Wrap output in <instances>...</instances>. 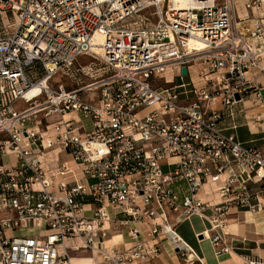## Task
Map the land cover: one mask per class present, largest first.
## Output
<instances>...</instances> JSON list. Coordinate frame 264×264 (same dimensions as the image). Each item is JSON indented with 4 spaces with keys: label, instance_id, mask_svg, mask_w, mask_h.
Listing matches in <instances>:
<instances>
[{
    "label": "built area",
    "instance_id": "obj_1",
    "mask_svg": "<svg viewBox=\"0 0 264 264\" xmlns=\"http://www.w3.org/2000/svg\"><path fill=\"white\" fill-rule=\"evenodd\" d=\"M196 2L0 0V264H59L68 250L151 264L163 241L181 264H205L180 222L206 208L222 229L232 207L264 216V135L246 144L219 125L245 96L263 102L246 74L264 61V22L239 29L235 0ZM196 59L217 76L185 81ZM202 234L229 250L224 232Z\"/></svg>",
    "mask_w": 264,
    "mask_h": 264
},
{
    "label": "crops",
    "instance_id": "obj_2",
    "mask_svg": "<svg viewBox=\"0 0 264 264\" xmlns=\"http://www.w3.org/2000/svg\"><path fill=\"white\" fill-rule=\"evenodd\" d=\"M262 4H264V0H262ZM239 9L238 15L239 13L240 15L238 21H236L239 29L248 28L255 18H260L264 22V15H260L259 17L255 15L256 9L253 11L244 10L243 2L241 9ZM194 67V64L191 65L190 79L188 77L185 79L186 81L191 80L195 82L193 78ZM261 69L264 70V61L260 64V67L253 68L247 72L246 77L249 82L260 85L263 102L257 104L254 102V95H247L242 101L234 104V117L228 116V110H224L223 116L219 121V125L225 133L234 134L237 140L246 144L260 145L263 142L264 72ZM78 117H81L84 122V118L81 115H78ZM199 196L213 202L218 201L216 196L210 195L206 197L202 192H200ZM224 218L225 226L222 229L216 217L212 214L211 209L206 208L204 215L192 214L180 222L176 229L181 237L194 248L205 264H247L248 261L264 264V216L259 212H250L246 207L239 206L230 208L224 215ZM198 221H202L205 226L200 227L197 225ZM211 227L216 228L221 233H225L223 238L229 245L227 252L216 255L210 240L205 237H198L203 231L205 234H208ZM120 240H122V237L116 235L112 239L107 240L106 243L108 244L111 241L118 242ZM162 248L159 256L151 264H181L178 254L168 241H163ZM70 261L72 264H96L93 258L89 256H81L80 258H77V256L70 257Z\"/></svg>",
    "mask_w": 264,
    "mask_h": 264
},
{
    "label": "rangeland",
    "instance_id": "obj_3",
    "mask_svg": "<svg viewBox=\"0 0 264 264\" xmlns=\"http://www.w3.org/2000/svg\"><path fill=\"white\" fill-rule=\"evenodd\" d=\"M217 1H219V2H221L222 0H217ZM236 1V5H237V7H238V9H239V7H240V9H241V6H242V2H243V0H235ZM177 5L179 6V5H181L180 3H177ZM239 9V10H240ZM239 15H240V13H239ZM239 15H238V10H237V17H239ZM255 15H257L258 17L260 16V15H264V8H262V7H259V8H257L256 9V12H255ZM237 20L236 21H238V18H236ZM78 61H79V63L80 64H82V65H85V64H88L89 62H92L93 64H92V66H91V68H92V70H101V67L97 64V63H94L93 62V60L91 59V58H88V57H80L79 59H78ZM191 64L193 65L194 64V69H193V71H194V73H193V78H194V81H195V84H198V85H201L202 84V82H201V80H199L198 78H200V77H197V75H198V73L200 72L201 74L202 73H204V74H208V71H206V70H203V68H204V65H203V63H202V59H196L195 61H192L191 62ZM202 70H203V72H202ZM200 74V75H201ZM217 75H212V73H210V74H208V78L209 79H212V78H215ZM61 80H62V76L60 75V74H58V75H56L55 77H54V79H53V81H52V83H59V82H61ZM63 81V80H62ZM186 81V80H185ZM176 82H178V80L176 81ZM63 85H64V88L66 89V90H71V89H74L75 88V85L70 81V80H64L63 81ZM159 85L160 86H162V87H166V86H164V84H163V82L161 81L160 83H159ZM21 103H19V105H20ZM155 107V105H152L151 107H148V109H151V108H154ZM144 112H146V110H144ZM256 115H258V114H256ZM255 115V116H256ZM254 118V117H253ZM252 118V119H253ZM262 120V119H261ZM84 124H85V126H86V128L87 129H89L90 127H91V120L90 119H88V118H84ZM61 160L62 159H64L65 158V156L64 155H60V157H59ZM2 161H3V163H6V162H8L9 160L11 161V162H15L16 160H15V158L13 157V156H2ZM197 225H199L200 227H204L205 226V224L202 222V221H198L197 223H196ZM118 239H120V237H118ZM111 242H113V241H111ZM111 242H108V244H111ZM74 256H77V258H80L81 256H84V257H86V256H89V257H91V258H93V260H94V262L96 263V264H104V263H101L100 262V260H101V258H100V256L98 255V254H94V253H91L90 251H87V252H85V251H75V250H68L67 251V255L65 256V258H63L62 260H61V262H59V264H64L63 263V261H68V258H73ZM80 256V257H79ZM100 262V263H99ZM70 263H71V261H70Z\"/></svg>",
    "mask_w": 264,
    "mask_h": 264
},
{
    "label": "bare ground",
    "instance_id": "obj_4",
    "mask_svg": "<svg viewBox=\"0 0 264 264\" xmlns=\"http://www.w3.org/2000/svg\"><path fill=\"white\" fill-rule=\"evenodd\" d=\"M170 3L171 5H174L176 6L179 10H184L186 9L187 7H192V6H196L197 5V2L196 0H170ZM177 3H180L181 5H177ZM236 26L238 27V24L236 22ZM93 41L94 43H97V42H100V36L99 35H95L94 38H93ZM189 46L190 47H197L199 49L202 48L201 44L198 42L197 39H194V38H191L190 41H189ZM94 48V51L98 52L99 51V47L95 46L93 47ZM38 92V89L37 88H33L31 89L28 93H27V96H31V95H35L36 93ZM196 215H199V214H196ZM212 223V221H211ZM213 224V223H212ZM216 224V223H214ZM65 264H72L70 263V258L68 261H66Z\"/></svg>",
    "mask_w": 264,
    "mask_h": 264
},
{
    "label": "water",
    "instance_id": "obj_5",
    "mask_svg": "<svg viewBox=\"0 0 264 264\" xmlns=\"http://www.w3.org/2000/svg\"><path fill=\"white\" fill-rule=\"evenodd\" d=\"M181 74H182L183 76L186 75V68H185V66L181 67ZM235 98L238 99V98H239V95H235ZM198 237H199V238H202V237H203V234H200Z\"/></svg>",
    "mask_w": 264,
    "mask_h": 264
}]
</instances>
